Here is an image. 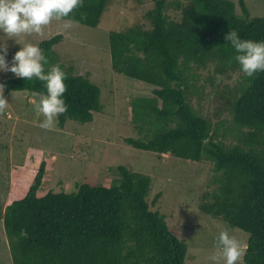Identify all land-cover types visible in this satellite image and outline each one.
Masks as SVG:
<instances>
[{
    "label": "trees",
    "instance_id": "1",
    "mask_svg": "<svg viewBox=\"0 0 264 264\" xmlns=\"http://www.w3.org/2000/svg\"><path fill=\"white\" fill-rule=\"evenodd\" d=\"M107 2L82 0L70 15L80 25L95 27ZM151 3L144 14L147 26L108 35L113 72L155 87L153 96L129 100L126 116L134 136L124 142L156 155L209 161L217 187L202 195L198 210L247 233L243 263L264 264V72L243 76L223 39L236 30L244 39L264 40V18H251L243 0L239 14L232 0ZM61 40L57 34L39 43L48 60L45 71L59 64L66 74L68 108L58 116L60 129L66 120L90 123L102 110L100 89L52 56ZM202 72L211 87L217 77L237 75L233 90L220 91L233 125L221 136L222 123L213 125L190 103L204 88L197 85ZM0 83L3 95L45 91L44 82L14 74ZM227 134L234 142H226ZM47 169L45 161L34 170L13 169L5 208L0 207L12 264H186V243L169 230L158 207L160 194L148 202V175L118 166L112 182L84 180L66 192L48 187Z\"/></svg>",
    "mask_w": 264,
    "mask_h": 264
},
{
    "label": "rangeland",
    "instance_id": "2",
    "mask_svg": "<svg viewBox=\"0 0 264 264\" xmlns=\"http://www.w3.org/2000/svg\"><path fill=\"white\" fill-rule=\"evenodd\" d=\"M236 12L240 13L239 0ZM250 17L264 18V0H243ZM151 0H108L98 24L87 27L80 24L64 29V21L53 20L42 33L21 34L9 37L0 33V44L7 47L6 60L29 42L38 44L60 34L62 40L53 47V57L70 69L73 75L90 79L100 89L102 110L93 113L90 123L66 120L60 129H45L43 119L34 106L39 99L26 91L4 95L7 107L0 110V207L3 210L10 190L13 169L22 166L36 169L45 161L48 187L54 191L72 192L84 180L95 185L110 183L118 178V166L148 175L151 187L148 202L160 194L158 207L165 215L169 230L187 246L186 264H212L208 257L216 248L219 231L227 229L245 246L248 234L229 228L220 219H211L198 210L202 195L210 193L217 183L209 161L190 162L169 154L156 155L125 144L124 139L134 136L127 119V105L132 97H151L155 87L113 72L110 63L108 35L124 31L135 25H146L145 12L151 9ZM201 73V72H200ZM13 73H0V79ZM206 72L198 81L204 85L202 93H194L190 103L195 111L211 120L232 127V116L220 98L221 89L231 91L237 75L232 78H215L212 87L204 83ZM220 82L219 88L216 87ZM219 90V92H218ZM228 133V132H226ZM226 142H234L227 134ZM157 206L152 207L155 209ZM243 258V257H242ZM0 264H12L2 221H0ZM222 264V262H221ZM242 264L243 260H242Z\"/></svg>",
    "mask_w": 264,
    "mask_h": 264
},
{
    "label": "clouds",
    "instance_id": "3",
    "mask_svg": "<svg viewBox=\"0 0 264 264\" xmlns=\"http://www.w3.org/2000/svg\"><path fill=\"white\" fill-rule=\"evenodd\" d=\"M81 4L82 0H0V33L9 37L40 34L53 20L64 21L63 28L70 29L79 23L70 14ZM223 39L233 49L232 60L243 76L251 78L264 72V40L244 39L236 30L227 31ZM7 51L6 45L0 44V73L7 71L24 80L35 78L44 82V92L32 93L39 97L34 106L43 116L40 126L54 127L58 116L68 108L64 99L65 72L59 64L45 71L48 60L38 44L24 43L12 55L11 63L6 60ZM4 87L0 83V110L8 104L3 95ZM244 247L240 240L223 229L216 237V250L208 259L212 264H242Z\"/></svg>",
    "mask_w": 264,
    "mask_h": 264
}]
</instances>
